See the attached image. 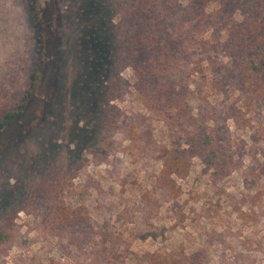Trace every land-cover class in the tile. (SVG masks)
Wrapping results in <instances>:
<instances>
[{
	"label": "rangeland",
	"instance_id": "1",
	"mask_svg": "<svg viewBox=\"0 0 264 264\" xmlns=\"http://www.w3.org/2000/svg\"><path fill=\"white\" fill-rule=\"evenodd\" d=\"M36 4L41 50L27 0H0V101L8 90L18 100L32 90L24 112L0 132V226L12 235L0 246V264H146L155 253L191 257L199 251L203 264H264V158L257 156L260 164L252 158L264 148V118L250 130L228 121L233 139L246 148L242 167L230 176L213 179L195 157L188 158L185 178L160 183L159 149L169 147L171 133L166 122L130 87L118 90L122 83L110 103L122 115L110 129H100L91 116L79 122L81 108L68 96L81 75L73 49L81 1ZM124 8L115 0L113 15ZM120 76L133 84L131 68ZM190 88L194 115L222 110L223 96L207 89L205 105ZM55 172L68 175L66 203L89 210L95 234L86 250L49 235L42 225L46 196L30 198Z\"/></svg>",
	"mask_w": 264,
	"mask_h": 264
},
{
	"label": "trees",
	"instance_id": "2",
	"mask_svg": "<svg viewBox=\"0 0 264 264\" xmlns=\"http://www.w3.org/2000/svg\"><path fill=\"white\" fill-rule=\"evenodd\" d=\"M80 1L73 49L81 75L73 79L74 94L68 96L81 108L79 122L91 116L100 129H110L122 115L110 105L122 83L118 90L130 87L131 94L162 117L171 131L169 147L159 149L164 163L160 183H175L172 175L185 178L188 158H199L215 180L241 168L245 142L233 139L228 121L237 130H250L264 118V0H123L125 8L117 15L112 9L115 0ZM27 4L41 50V11L36 0ZM128 68L133 71L132 85L120 76ZM15 83L17 79L13 87ZM191 85L205 105L209 104L205 90L223 96L218 104L222 110L194 115ZM31 91L22 100L12 90L4 94L0 132L24 112ZM258 155L264 158V148L252 154L254 162L259 163ZM62 174L50 173L29 197L46 196L42 225L49 235L86 250L95 234L89 210L66 203L63 190L69 178ZM11 239L10 231L0 226V246ZM203 262L202 251L191 257L146 256V264Z\"/></svg>",
	"mask_w": 264,
	"mask_h": 264
}]
</instances>
